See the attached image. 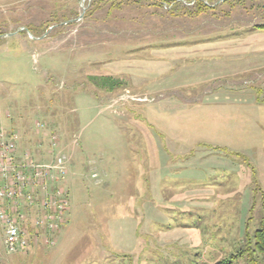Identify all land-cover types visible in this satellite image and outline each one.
Listing matches in <instances>:
<instances>
[{
  "label": "rangeland",
  "instance_id": "374dc122",
  "mask_svg": "<svg viewBox=\"0 0 264 264\" xmlns=\"http://www.w3.org/2000/svg\"><path fill=\"white\" fill-rule=\"evenodd\" d=\"M224 1L194 16L139 0H0V128L19 134L18 163L66 155L70 195L55 245L9 253L0 227V264H218L253 244L264 142L247 132L264 112L244 106L248 90L264 100V0ZM107 76L123 86L93 81Z\"/></svg>",
  "mask_w": 264,
  "mask_h": 264
},
{
  "label": "built area",
  "instance_id": "2783aa9c",
  "mask_svg": "<svg viewBox=\"0 0 264 264\" xmlns=\"http://www.w3.org/2000/svg\"><path fill=\"white\" fill-rule=\"evenodd\" d=\"M18 139L17 132L0 128V227L9 253L32 242L55 245L70 210V195L63 186L69 173L67 156L58 154L51 163L38 165L26 152L24 164L18 163ZM50 144L53 149L60 146L55 134Z\"/></svg>",
  "mask_w": 264,
  "mask_h": 264
},
{
  "label": "trees",
  "instance_id": "16d2710c",
  "mask_svg": "<svg viewBox=\"0 0 264 264\" xmlns=\"http://www.w3.org/2000/svg\"><path fill=\"white\" fill-rule=\"evenodd\" d=\"M124 0H119V4H122ZM138 1V0H137ZM139 1H147L150 2L154 6L162 7L166 5L168 7L172 6L170 12L174 15L177 12L181 11L185 14L200 16L206 14L209 11H214L217 7H212L214 2L219 0H139ZM248 0H229L224 1L223 4H234L240 3ZM250 1V0H249ZM192 4L190 7L189 5ZM254 29H260L264 31V25L255 26ZM93 81L100 88L104 89H115L123 86L121 81L115 80L112 77H94ZM244 256H248L249 263L248 264H259V260H263L264 262V223L260 230L256 231L254 234V242L252 245H249L247 249L240 251L238 254L232 257L231 261H226L218 264H233V262L244 258Z\"/></svg>",
  "mask_w": 264,
  "mask_h": 264
},
{
  "label": "crops",
  "instance_id": "0c3cea01",
  "mask_svg": "<svg viewBox=\"0 0 264 264\" xmlns=\"http://www.w3.org/2000/svg\"><path fill=\"white\" fill-rule=\"evenodd\" d=\"M257 71L260 72V69L258 68ZM255 76H258L261 78L262 76H264V71H261L260 73H256ZM252 84H251V80H248L244 83V85L248 86L249 89H252L253 86L257 87L258 85H260L261 81H258L256 84L255 83H252ZM234 86H235V82L231 83V85L228 87V90L233 88ZM261 92H262V90L260 88H256L255 91H253V90L246 91V93H248L247 95L250 97V99H253V101L247 103L246 105L248 107L244 106V108H248V109L252 108V109H255L257 112H264V100L262 101L260 99L261 97H259L257 95V93H261ZM262 98L264 99V96ZM249 129H250V131H248V132L246 131V132H247V134L253 135L252 140H254L256 142V139L258 138L257 135H260V140L264 142V127L257 126V127H250ZM44 136H47V133H44ZM246 138H248V137H246ZM252 145L256 146V144H253V143H252ZM249 147H251V146H249ZM65 183H66V181L64 182V184Z\"/></svg>",
  "mask_w": 264,
  "mask_h": 264
},
{
  "label": "water",
  "instance_id": "95a60500",
  "mask_svg": "<svg viewBox=\"0 0 264 264\" xmlns=\"http://www.w3.org/2000/svg\"><path fill=\"white\" fill-rule=\"evenodd\" d=\"M22 30H25L26 31V29H22ZM33 39H35V38H33Z\"/></svg>",
  "mask_w": 264,
  "mask_h": 264
}]
</instances>
